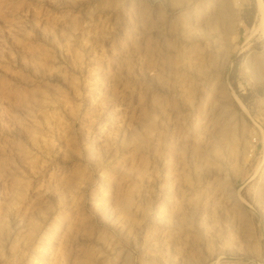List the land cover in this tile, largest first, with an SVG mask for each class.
<instances>
[{"label": "rangeland", "instance_id": "374dc122", "mask_svg": "<svg viewBox=\"0 0 264 264\" xmlns=\"http://www.w3.org/2000/svg\"><path fill=\"white\" fill-rule=\"evenodd\" d=\"M257 1L0 0V264H264Z\"/></svg>", "mask_w": 264, "mask_h": 264}, {"label": "bare ground", "instance_id": "6f19581e", "mask_svg": "<svg viewBox=\"0 0 264 264\" xmlns=\"http://www.w3.org/2000/svg\"><path fill=\"white\" fill-rule=\"evenodd\" d=\"M257 2H258V8H257V9H258L259 14H260V16H261L260 19H261L262 21H264V4H263V0H258ZM258 20H259V19H258ZM262 21H261V23H262ZM263 25H264V24H263ZM257 26H259V24H258ZM257 26H256V27H257ZM260 27L263 28L264 26L262 27L261 24H260ZM257 29H258V28H257ZM253 31L256 32V29H255V30L253 29ZM253 34H254V32H253Z\"/></svg>", "mask_w": 264, "mask_h": 264}]
</instances>
